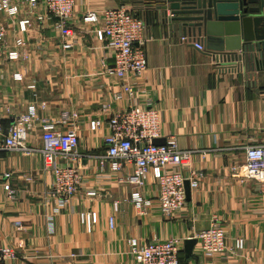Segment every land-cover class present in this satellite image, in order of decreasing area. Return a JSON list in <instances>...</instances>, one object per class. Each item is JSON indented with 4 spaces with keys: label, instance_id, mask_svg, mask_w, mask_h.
Instances as JSON below:
<instances>
[{
    "label": "crops",
    "instance_id": "crops-1",
    "mask_svg": "<svg viewBox=\"0 0 264 264\" xmlns=\"http://www.w3.org/2000/svg\"><path fill=\"white\" fill-rule=\"evenodd\" d=\"M127 3L146 21L151 15L153 19L147 28L152 38L144 45L148 68L136 83L138 100L150 99L161 109L158 139L165 142L175 136L182 148L206 150L204 158L195 156L192 163L193 168L205 171V177L199 188H190V198L175 219L165 218L157 205L142 216L128 200L133 190L127 179L131 168L112 172L106 164L101 170L96 159L88 158L81 162V187L62 206L47 195L52 175L43 171L40 154L0 151V245L16 254L0 264H136L128 254L130 239L186 238L208 227L213 216L230 239L243 238L245 248L237 255L204 258L195 245L183 264H264V182L241 183L230 173L234 159L244 158L242 146L264 142V57L257 58L253 78L246 77L243 64L215 66L207 51L172 34L157 10L136 0ZM119 4L121 0H76L72 26L78 41L71 48L62 46L65 38L51 21L21 32L16 22L1 17L7 43L12 46L22 37L30 57L10 61L0 56V109L9 104L15 114H21L34 105L40 114L53 119L76 110L81 114L79 150L104 153L101 140L107 130L101 104L109 101L114 109L126 105L114 98L122 80L105 70L113 65L112 53L95 38L91 26L81 29L79 18L85 10ZM15 73L22 74V80L14 79ZM44 103L46 108H42ZM98 118L103 124L92 131L89 121ZM40 135L38 129L33 136L37 143ZM6 172L10 176L2 177ZM5 183L10 184L13 196L5 191ZM89 189L96 195L88 196ZM143 192L155 196L152 177ZM89 211L98 214L91 232L81 221V214ZM111 215L116 221L112 229ZM18 219L23 221L21 229L14 225Z\"/></svg>",
    "mask_w": 264,
    "mask_h": 264
},
{
    "label": "built area",
    "instance_id": "built-area-1",
    "mask_svg": "<svg viewBox=\"0 0 264 264\" xmlns=\"http://www.w3.org/2000/svg\"><path fill=\"white\" fill-rule=\"evenodd\" d=\"M128 1L131 0H121L118 6L100 10H85L79 18L81 29L91 26L95 38L111 51L114 62L112 66H105V70L122 80L121 91L114 98L124 100L126 105L114 109L109 101L101 104L107 130L101 140L105 152L94 154L79 150L78 120L81 114L78 111L62 112L60 119H53L40 114L34 105L24 113L15 114L9 104L0 109V151L25 156L40 154L43 171L52 175L47 195L56 198L62 206L69 204L83 183L81 162L84 159H96L101 170L109 164L112 172L130 167L127 179L133 190L128 200L138 214L147 215L157 205L165 218L175 219L187 202L185 181H189L191 189H197L205 177V171L193 168L192 163L195 156L204 158L206 150L182 148L175 136H170L163 144L153 143L161 135V109L150 99L138 100L136 88L137 81L148 68L144 45L152 36L147 31V21L130 9ZM75 4L76 0H0V20L5 17L16 22L21 32H26L35 23L51 21L53 28L65 38L62 46L71 48L78 41L72 26ZM155 6L147 8L156 10ZM180 39L192 43L198 50H206L199 38L181 35ZM0 56L10 61H27L30 57L28 44L22 37H17L12 46L7 43L6 28L1 21ZM209 57L219 67L243 64L246 77L253 78L257 58L264 57V47L249 46L236 53L211 52ZM22 78V74H14V79ZM42 108H46L45 103ZM4 119L10 122L4 124ZM102 124L103 120L99 118L89 121L92 131ZM38 129L40 143L33 138ZM242 149L244 158L234 159L231 163V176L241 183L248 180L263 183L264 142L244 145ZM9 176L10 172H6L2 177ZM149 177H152L156 191L152 198L143 192ZM4 188L10 197L13 196L9 183H5ZM86 193L96 195L92 189ZM114 208L118 210V201L114 202ZM81 221L91 232L98 223V214L83 212ZM108 222L111 229L115 227L113 215L108 217ZM22 224L19 219L14 222L17 229H21ZM188 238L196 239L195 245L204 258L237 255L245 248V240L239 237L230 239L219 218L213 216L208 227L194 231L186 238L153 237L146 242L132 238L128 242V254L136 264H180L184 241ZM15 257L13 249L0 245V263Z\"/></svg>",
    "mask_w": 264,
    "mask_h": 264
},
{
    "label": "water",
    "instance_id": "water-1",
    "mask_svg": "<svg viewBox=\"0 0 264 264\" xmlns=\"http://www.w3.org/2000/svg\"><path fill=\"white\" fill-rule=\"evenodd\" d=\"M155 7L172 34L198 37L208 53L264 47V0H158ZM153 143L165 142L155 138ZM185 189L189 199L188 180ZM196 242L184 241L186 258L192 256Z\"/></svg>",
    "mask_w": 264,
    "mask_h": 264
},
{
    "label": "trees",
    "instance_id": "trees-1",
    "mask_svg": "<svg viewBox=\"0 0 264 264\" xmlns=\"http://www.w3.org/2000/svg\"><path fill=\"white\" fill-rule=\"evenodd\" d=\"M136 1H138L141 4H145L146 6H149V7H154L158 3V0H136ZM152 14H153V12H152ZM158 15H159V13H158ZM139 16H141V15H139ZM155 16L157 17V13L155 14ZM150 18H152V15ZM150 18L147 19L148 24H149L150 20L153 21V19H150ZM4 124H7V122L5 120H4ZM184 260H185V254H184V252H182L181 257H180V261H181L180 264H183Z\"/></svg>",
    "mask_w": 264,
    "mask_h": 264
}]
</instances>
